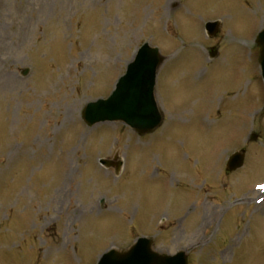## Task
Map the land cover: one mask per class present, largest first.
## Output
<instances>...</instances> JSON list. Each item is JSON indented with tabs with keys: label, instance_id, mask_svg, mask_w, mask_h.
<instances>
[{
	"label": "rangeland",
	"instance_id": "374dc122",
	"mask_svg": "<svg viewBox=\"0 0 264 264\" xmlns=\"http://www.w3.org/2000/svg\"><path fill=\"white\" fill-rule=\"evenodd\" d=\"M263 23L264 0H0V264H96L139 237L188 264H264ZM144 42L168 58L162 127L87 128Z\"/></svg>",
	"mask_w": 264,
	"mask_h": 264
},
{
	"label": "water",
	"instance_id": "95a60500",
	"mask_svg": "<svg viewBox=\"0 0 264 264\" xmlns=\"http://www.w3.org/2000/svg\"><path fill=\"white\" fill-rule=\"evenodd\" d=\"M256 43L260 47L259 63L264 76V32ZM161 62L155 50L143 47L112 96L85 108L82 116L85 123L93 126L99 122L118 121L139 135L157 128L162 119L156 109L153 88L155 73ZM242 162L243 152L229 159L226 170L235 171L242 166ZM98 264H187V257L183 253L174 257L158 255L152 251L151 240L141 239L126 252H110Z\"/></svg>",
	"mask_w": 264,
	"mask_h": 264
}]
</instances>
